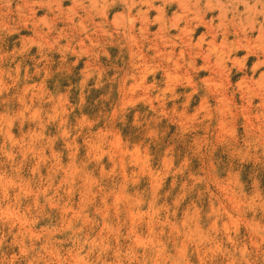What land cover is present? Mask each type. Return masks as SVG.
Listing matches in <instances>:
<instances>
[{"label": "rangeland", "instance_id": "obj_1", "mask_svg": "<svg viewBox=\"0 0 264 264\" xmlns=\"http://www.w3.org/2000/svg\"><path fill=\"white\" fill-rule=\"evenodd\" d=\"M263 8L0 0V264H264Z\"/></svg>", "mask_w": 264, "mask_h": 264}, {"label": "bare ground", "instance_id": "obj_2", "mask_svg": "<svg viewBox=\"0 0 264 264\" xmlns=\"http://www.w3.org/2000/svg\"><path fill=\"white\" fill-rule=\"evenodd\" d=\"M245 1V0H244ZM256 1V0H255ZM258 2V1H257ZM247 5V4H246ZM261 6V5H260ZM264 9V8H263ZM261 10V9H260ZM254 23V22H253ZM250 29V28H249Z\"/></svg>", "mask_w": 264, "mask_h": 264}]
</instances>
